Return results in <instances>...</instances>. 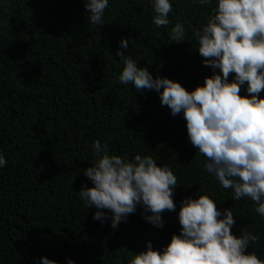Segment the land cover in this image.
Masks as SVG:
<instances>
[{
    "label": "trees",
    "instance_id": "16d2710c",
    "mask_svg": "<svg viewBox=\"0 0 264 264\" xmlns=\"http://www.w3.org/2000/svg\"><path fill=\"white\" fill-rule=\"evenodd\" d=\"M171 3L170 23L157 26L152 0H109L101 24L89 22L83 0H0V153L7 161L0 167V264H40L41 256L59 264L68 258L127 264L146 241L162 250L179 234L182 199L200 193L221 210L231 208L234 235L259 236L245 251L264 259V217L256 202L233 199L232 189L205 170L207 157L188 139L182 113L173 115L156 90L118 80L123 61L117 49L154 78L168 77L189 91L212 74L197 34L217 0ZM177 21L185 29L179 42L169 38ZM241 94L250 95L245 85ZM94 140L109 154L151 155L170 167L176 208L161 213L162 226L147 221L141 205L116 227L109 209L94 218L98 209L79 191L92 186L83 170L96 159Z\"/></svg>",
    "mask_w": 264,
    "mask_h": 264
},
{
    "label": "clouds",
    "instance_id": "9594fccd",
    "mask_svg": "<svg viewBox=\"0 0 264 264\" xmlns=\"http://www.w3.org/2000/svg\"><path fill=\"white\" fill-rule=\"evenodd\" d=\"M83 3L89 22L101 24L109 0ZM152 4L154 24L168 25L171 0H152ZM213 12L197 34L202 63L212 68L202 84L189 91L168 77L154 78L147 66H140L120 49L116 55L123 67L118 80L132 82L139 90H156L161 104L173 115L182 113L188 139L207 157L205 170L232 189L233 199L250 197L256 202L255 211L264 217V96L258 95L264 89V0H217ZM184 35V25L177 21L169 38L179 42ZM119 44L126 50L128 38L122 37ZM241 85L250 95L241 94ZM93 147L96 159L83 170L92 186L79 191L85 203L98 209L94 218L107 216L99 209H109L111 225L116 227L141 205L144 218L162 226L161 213L176 208L172 193L177 177L170 167L158 165L151 155L137 153L129 159L126 154H109L99 140L93 141ZM6 163L0 153V167ZM177 216L182 226L179 234L173 233L162 250L146 241V249L135 253L127 264H264L255 251H245L259 236L244 230L234 235L230 230L235 223L233 211L219 209L208 194L184 197ZM39 260L40 264H59L47 256ZM67 264L75 261L68 258Z\"/></svg>",
    "mask_w": 264,
    "mask_h": 264
}]
</instances>
